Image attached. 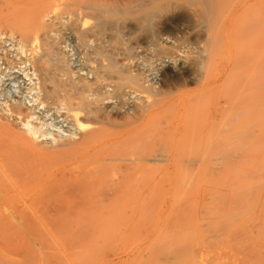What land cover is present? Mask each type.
<instances>
[{"label": "rangeland", "instance_id": "obj_1", "mask_svg": "<svg viewBox=\"0 0 264 264\" xmlns=\"http://www.w3.org/2000/svg\"><path fill=\"white\" fill-rule=\"evenodd\" d=\"M126 1L124 0V3ZM134 2L137 1L134 0ZM117 3L122 5L123 0L120 2L118 0ZM165 5L166 9L153 19L152 26L142 24L144 28L139 26L135 20V22L127 21V25L131 26V30L128 32L123 28L127 25L121 26L122 22L119 21L116 26L114 25L115 30L112 31L113 26H111L109 31L112 32L108 33L109 31H107V34H104V38L110 36L107 38L108 40L102 39V43L105 44L102 46L104 45L106 51L113 52L114 59L118 64L128 62L125 59L124 47L131 45L134 59L130 61V65L145 71H148L150 67L157 69L156 82L165 94L158 98L151 90H146L139 93L138 103L154 104L155 101H158L157 99H160L162 104L159 107L162 108L153 111L151 116L156 114L153 119L149 117L143 122H135L137 127L134 125L133 130L131 129L133 126L128 127L123 133L127 134L129 130L131 132L128 136L126 135L125 140L122 135L118 136H122L123 139L122 137L118 138L117 135L114 139L112 136L111 140L123 145L124 150L121 146L117 147L121 148V152L127 154V157L121 156L123 153L120 152L121 155L116 154L118 149L112 145L116 146L117 144L114 141L111 144L110 140L107 142L110 136L101 133V140L104 142L105 139V142L110 143L104 142L105 147L110 145L107 148L99 146V143L103 144L100 140L96 144L100 148L97 153L102 152L106 158L104 160L102 154H100V158H97L98 161L99 159L104 160H100L102 164H105H103L104 166L100 164L101 162L97 163L94 156H91L92 159L89 156V160L86 155L91 151L89 152V147L86 146V150L82 148L85 153L81 151V155L78 154L79 156L77 155L76 158L74 156H60L61 158L57 156L60 161L61 159L65 161H62L61 164L57 160L61 167L56 164V168L60 167L62 170L54 168L56 171L58 170L54 171V174L53 170L50 171L51 174L47 172V166H51L55 160V158H50L51 161H48L50 164L47 162L48 165H46L47 171L46 168H42V170L44 169L42 174L40 168V176L38 175L40 179L38 177L35 179V176L39 174L35 170L34 172L37 174L34 176L33 172L35 180L32 178L34 181H31V184L28 182L30 186L26 182L27 180L23 179L28 186L25 185L24 189L22 187V191L19 187L21 184L16 188H10V190L6 188L10 194L8 197L5 188L1 189L0 195L3 193L6 197L1 195L0 207H7L10 206V203H14L11 206H15L18 213L24 209L23 212L26 210L31 219H27L25 216L20 219V216L14 220L13 217L12 220L11 217L5 220V217H1L0 264H264V0H166ZM91 22L90 20L89 23ZM117 27L119 29L121 27L120 31L122 30L123 33L118 31ZM163 27L170 29V32H163V38L176 37L178 39L179 37L177 41L179 55L176 56V53L172 54V57L170 55H155L154 51L157 48H155L154 37ZM120 34L123 37L119 42ZM65 35L60 37L59 50L65 55L64 58L68 60L71 68L77 71V69L85 67V58L81 56L82 48H78L80 45L77 44L74 36H69L72 35L71 33L67 32ZM114 36L117 39H113ZM9 44L7 49L11 48L10 52L14 50V55L15 48L10 41L7 45ZM93 44L89 42L88 46L93 47ZM166 44L170 45L167 41ZM183 51L184 53H182ZM162 58L168 62L164 66H158L159 59ZM148 60L150 62H146ZM8 70L9 72L4 70V74L0 75V103L18 101L25 105L27 103L28 106L34 103L33 106H35L37 103L34 101L37 93L34 90L36 95L31 92L34 82L29 84L25 75V73L29 74V71L24 73L22 69L20 71L19 67ZM172 76H179L180 81L176 86H173L171 82ZM4 90L7 93H4ZM133 104L137 105V102ZM108 105L112 106V104ZM37 109L35 117L39 118V123L44 124L43 126L40 124L43 127L42 130H46V132L48 130V137L54 136L53 138L45 136L47 141H54L57 136L54 134H58L57 138L59 136L69 137L72 128L71 124L63 120L61 116L64 111L48 110V112L45 107ZM141 127L142 129H139ZM146 127L153 129L149 128L147 134L146 129L148 128ZM57 130L60 132L58 133ZM137 131L140 132L137 133ZM155 132L158 134H154ZM140 134L142 135L140 136ZM152 134L155 135V138ZM106 135L107 137H105ZM138 136L142 142H139ZM146 137L148 138L146 139ZM130 138H132L131 141ZM135 139L137 144L134 145L139 146L138 148L133 145ZM146 142H149L148 145H145ZM127 146H134L138 152L135 150L132 152L131 150L134 148ZM101 148L104 149V152ZM97 153L96 157H98ZM137 153L138 158L135 155ZM108 155H111L109 159H107ZM68 157L70 162L66 160ZM84 158L86 163L88 162L86 166L91 168L87 169L85 165L80 166L81 161L84 162ZM142 159L143 163L140 162ZM126 160L130 162L127 161V163ZM76 161H79L80 165ZM138 162L140 163L139 169L136 167ZM131 163L136 165V170ZM77 165L83 171L82 174L77 175V178H68L62 175L64 173L59 174L61 171L63 172V169H65V173L70 172L66 170L73 171ZM52 166L54 167L53 164ZM102 166L103 168L100 170L99 168ZM126 169L130 171V177L129 179L121 177L124 179L122 180L124 182L122 191L125 194L129 193L132 197L131 205H126L122 200L112 205L108 201L109 205L106 200L110 198L108 193L113 187L112 185L116 184L117 175L122 174ZM77 170H79L78 167L75 172ZM88 170H90L89 173L86 172ZM161 170L163 171L161 172ZM100 171H103L101 172L103 174ZM45 172L49 173L47 175L49 179ZM159 173L162 177L158 175ZM56 174L61 176V180L58 181L56 178L52 181L50 177L55 178ZM58 175L56 177H59ZM85 175L89 180L83 178ZM28 176H24V178L27 179ZM31 177H29L30 180H32ZM65 177L68 180L71 179L68 185L69 189L71 185L73 188L71 187L70 192L76 189L72 196L67 193L69 189L67 190L66 186L62 187L67 180ZM80 177L83 178L81 181L84 183L80 181ZM37 180L42 185L39 184L38 187L33 185ZM43 180H45V185L42 183ZM50 180L56 184L53 185ZM77 180L81 182L80 186H78ZM143 180L145 181L142 183ZM21 182L24 184L22 180ZM46 182H49L53 188L51 189ZM158 184L159 187H156ZM43 185L50 189L46 187L48 191H45ZM88 185L91 194L89 191L87 192ZM153 185L154 187H151ZM60 186L65 189L62 190ZM27 187L26 190L29 192L25 190ZM57 188L60 189V193ZM78 188L83 192V195L84 192L85 195L89 193L88 198L87 195H84L86 197L84 200V197L78 193L81 191L77 192ZM40 190L44 194H39ZM12 191L13 193H11ZM123 192L122 195H125ZM65 193L72 197V201H69L71 198L70 196L67 198ZM60 194L65 197H61ZM104 194L106 197L103 198ZM22 195L24 196L22 197ZM45 195L49 200L45 199ZM57 195L60 196L58 197L60 201ZM77 196L81 199L83 197L84 204L90 202V205L88 203L83 208V204L76 203L83 202ZM94 196L98 198H94ZM34 197L37 198L35 201ZM152 197L154 198L152 199ZM102 198L104 201L106 200L105 203L101 200ZM62 200L68 201L65 203H68L66 209L69 212L77 211L81 217H84L85 214V221L81 218L63 221H51L45 217L37 219L36 215H41L42 210L44 214L52 212L54 210L52 207H56V202L59 204L63 202ZM47 201L49 202L48 208L52 205L50 209L46 208ZM46 202L47 204H45ZM70 202L76 203L75 207L80 204L82 209L75 208ZM54 203L55 206H53ZM104 204H107L108 208L103 209L106 206ZM113 205L115 207H111V209L110 206ZM88 208H90L91 214H86ZM78 209L87 210L85 213L83 210L82 215L79 214L81 210ZM9 210L6 213L13 211ZM101 210L103 214L108 212L109 215L113 214L112 217L95 218L94 220L93 214L102 213ZM88 214L90 217L92 216V220H86ZM114 214L118 216H116L117 219ZM32 216H36V219Z\"/></svg>", "mask_w": 264, "mask_h": 264}, {"label": "bare ground", "instance_id": "obj_2", "mask_svg": "<svg viewBox=\"0 0 264 264\" xmlns=\"http://www.w3.org/2000/svg\"><path fill=\"white\" fill-rule=\"evenodd\" d=\"M117 1L118 0H0V75L4 72V70H7L9 72L8 69L12 70L13 67H19L20 71L22 69V72H24V73H25V71H29V74L25 73V75L29 80V84L34 82L33 86L31 87V90H32L31 92L34 93V91H36L35 93H37L36 100L34 101L37 103L35 106H33L34 103L33 104L30 103L32 105L28 106L27 103L25 105V104H22L18 101H16V102L15 101H10V102H4L3 101V103H0V190L4 189V188H5L4 189L5 191H6V188H9V190H10V188L11 189L16 188L17 186H19L21 184L19 187H21V191H22L24 189L25 185L28 186V184L31 181H34L35 179L39 178L38 175L40 176V172H41L40 168H41V170H42V168H46V165H48L47 162L49 160L51 161L52 158H55L54 162H52L54 167L51 164V166L50 165H49V167L47 166L48 171H47V168L45 170L47 172H50L53 170L52 171V173H53L54 171H56L55 169L59 170V168L61 167V165H59L58 163L60 162L62 164V161H65L63 159H61V161H60V159H59V158H61L60 156H74V158H76V156L78 154L81 155V153H80L81 151L83 153H85V150L87 148L86 146H88L90 149V150L88 149V151L89 152L91 151L90 154L86 151V154L88 153L86 156L87 157L94 156L97 163L101 162L100 160H102V159H99V161H98L97 158H100L99 156H100V154H102V152H100V154L97 153L100 148H98V145H96L98 140H100L103 144L105 142V139H104V142L101 140L102 139L100 137L101 133L108 134L111 137V138L109 137V139L107 141V142H109V140H110L111 144L114 141V140H111L112 136L115 139V137H117L118 135H122L124 137V139L122 136H120V137L118 136V138L122 137V139L125 140L127 138L128 134L131 132L129 130V133H127V134L123 133V132H126L128 127L131 128L133 126V128H131L133 130L135 128L134 127V125L136 124L135 122H138V121L143 122L147 118H149V117L151 118L152 117L151 114L154 113L153 111L158 110V108H159V110L162 108V107L161 108L159 107L162 104V100H160V99H157L158 101H155L154 104L153 103L149 104V102H139L138 103V101H139L138 95H139V93H141L143 91L151 90L155 94V96H157L158 98L165 94L160 89V87H158V83L156 82V76H157V72H158L157 69L155 67L154 68L150 67V69L148 71H145L142 68H141L142 70L138 69V68L136 69L132 65H130L131 64L130 61H132L134 59V53H133L131 45L124 47L125 48V50H124L125 59L128 62L125 64H118L117 60L114 59V56L112 54L113 52H111V51L109 52V51H106V49H104L105 44L102 43V39L105 36L104 34L110 30L111 26H113V28H111L112 31L115 30L114 25L116 26V24H118L117 22H119V21L122 22V23L120 22L122 25L119 24L121 26H123L124 24L127 25L128 24L127 21L130 22V21H134V20L138 23L139 26L140 25L142 27L147 26V25L149 27H150V25L152 26L153 19L155 17L157 18V16L162 11H164L166 9V5H165L166 0H136L137 2H134V0L133 1L127 0L125 3L123 0L122 5H121V3L120 4L117 3ZM119 2H120V0H119ZM90 20L92 21L91 23H89ZM142 24H145V25L143 26ZM123 28L128 30V32L131 30V26H129V25H127ZM120 29H121V27H120ZM120 29L118 31H120ZM169 30H170L169 28L163 27L162 30H160L155 35V37H154L156 40L155 41V46H156L155 48H157V49H155V51L153 50L154 53H156L155 55H160V56H162V55L163 56H165V55L169 56L170 55L171 57H172V54L175 55L174 53H176V56L179 55L180 50L178 49V46H177L178 45L177 41H178L179 37L177 39L176 37H165V38H163V36H162L163 32H166ZM112 31H109L108 33L112 32ZM67 32L72 34L69 36L75 37V39L77 40V44L80 45V46H78V48L79 47L82 48V49L81 48L80 49L82 50L81 52H83V53H81L82 55L81 54L80 55L83 56L82 58H85L84 59L85 67L83 66L80 69H77V71H74L75 69L73 70L71 68L70 64L68 63V60L64 58L65 55H63L59 50V46H61L60 45V37L62 35L64 36L65 34H67ZM120 32L123 33L122 30ZM121 35L122 34H120V36ZM117 36L119 37V34H117ZM65 37H66V35H65ZM108 37H110V36H108ZM122 37L123 36H121L120 39L118 38V41L119 40L121 41ZM107 38H104V39H107ZM114 38H116V36H114L113 39ZM126 39L128 40V38H126ZM9 41L12 43L11 45L15 48L14 55H13L14 50L12 52H10L12 49L11 48H9V50L7 49L8 46H10V44L7 45V43H9ZM166 41L170 45L166 44ZM89 42L94 43L93 44L94 46L93 47L88 46ZM102 44H104V45L102 46ZM132 46H133V44H132ZM76 48H77V46H76ZM62 50H63V48H62ZM182 53H184V51ZM152 57H153V55H152ZM136 60H137V58H136ZM149 60L146 62H150ZM165 60L163 58L159 59V63L157 62L158 66H164L165 63L168 62ZM84 62H82V64ZM141 62H143V61H141ZM143 63H145V62H143ZM11 70H10V72H11ZM8 75H9V73H8ZM159 76H160V74H159ZM170 79H171V82L173 83V86L174 85L176 86L180 81L179 76L178 77L172 76ZM16 80H17V78H16ZM29 87L30 86H28V88ZM4 93H7V92L5 91ZM35 93H34V95H36ZM4 98H6V97H4ZM31 100H32V98H31ZM6 101H8V100L6 99ZM134 102H137V105H134L133 104ZM107 104H112V106L111 105H110L111 107L109 105L107 106ZM38 107L39 108L45 107V108H47V111L48 110L49 111L50 110H52V111L53 110H55V111L61 110L62 112L64 111L63 114H61V116L63 117V120L68 121L69 124H71V128H72L71 129L72 133L68 132V133H70L69 137L64 136L65 138L64 137L62 138L59 136V138H57L58 134H54V135H57L56 139L54 141H47L46 138L48 137V134H49L48 130H47V132H46V130L43 131L42 126L44 124L42 125L41 123H39V118L35 117L36 116V109ZM155 115H153V117H155ZM153 117H152V119H153ZM45 120H46V118H45ZM52 123H54V122L52 121ZM48 125L49 124H47V126ZM49 128H51V127H49ZM146 128H148V127H146ZM149 128L151 129V127H149ZM149 128L146 129L147 134L149 133L148 132V130H150ZM139 129H142V127ZM139 129H136V130H139ZM161 130H160V133H161ZM141 131H143V130H141ZM156 131H157V129H156ZM57 132H58V130H57ZM139 132L137 131V133H139ZM68 133H66V136H68ZM154 134H158V133L155 132ZM154 134H152V135L155 138ZM132 135H133V133H132ZM141 135L142 134H140V136ZM45 136H47V137H45ZM157 136H160V135H157ZM50 137H48V138H50ZM53 137H51V138H53ZM105 137H107V135ZM147 138L148 137H146V139ZM128 139H129V137H128ZM131 139L132 138H130V141H131ZM139 139L140 138L138 136V140ZM158 139H160V138L158 137ZM107 142H105V143H107ZM139 142H142V140H139ZM115 143L117 145L115 146V144H114L112 146H114L115 148L118 149V147L121 146V145H119L120 142H115ZM148 143L145 145H148ZM103 144L99 143V146L102 145V146H104V148H107L110 146V145L109 146L107 145V147H105L106 144H104V145ZM107 144H110V143H107ZM134 144H137L136 139H135V142L133 143V145ZM134 146L136 147L137 145H134ZM134 146L133 147L129 146V147L134 148ZM114 147H111V148H114ZM122 147H123V145L121 146V148ZM127 147H126V149L129 148V147L128 148ZM138 147H136V148H138ZM82 148H84L85 150H82ZM121 148L118 149V153H116V154L121 155L120 153H123L121 156L125 155L124 157H127L128 156L127 154H125L124 152H121L122 150H124L123 149L124 147L122 148V150H121ZM136 148L132 149L131 151L133 152ZM145 148H144V150H145ZM101 150L103 151L104 149L101 148ZM137 150H135V151H137ZM96 153L98 154L97 155L98 157L95 156ZM116 154H114V155L117 156ZM140 154H142V153H140ZM135 155H137L136 157L138 158V153ZM57 156H59V158ZM102 156H103V154H102ZM110 156L108 155L107 159H109ZM132 156L134 157V154ZM90 157H89V160H90ZM124 157H123V159H124ZM92 158L93 157H91V159ZM141 158H142V156H141ZM147 158H149V157H147ZM80 159H82V158H80ZM57 160L59 162H57ZM66 160H68L70 162L69 157ZM83 160H84L85 164L83 161H81V163L79 161H76V162H77V164L79 162L81 165L80 164H78V165H80L81 167H82V165L86 166V164L88 162L86 163L85 158ZM104 160H106V158ZM104 160H102V161H104ZM111 160H112V158H111ZM134 160H135V158H134ZM136 160L139 161L138 159H136ZM127 161L128 160H126V162ZM142 161H143V159L140 162H142ZM160 161H158V162H160ZM128 162H130V161H128ZM48 163L50 164V162H48ZM111 163H113V162H111ZM144 163H146V162H144ZM56 164H57V166L59 165L60 167L56 168L57 167ZM100 164L103 165L104 163L102 164V162H101ZM108 164H109V166H112V165H110V163H107V165ZM133 164L131 163L132 167L135 168V170L137 169L136 167H138V169H139V167H140L139 162H138V164H136L138 166L135 165L136 167ZM37 165L39 166L38 167L39 169L37 168ZM66 165H68V164H66ZM78 165L76 167L73 166V167H75V170L77 167L79 168V170H77V172H75V170L71 171V169H70V170H66V171H70V172L65 173L64 172L65 169H63V172L61 171L59 174L64 173L62 175L66 176L68 178L69 177L77 178V175H80L83 172V171H81L82 168H80ZM90 166H91V164H90ZM103 166L100 167L99 169L101 170V168H103ZM52 167H53V169H52ZM62 167L64 168L63 165H62ZM93 167L95 168V166H92V168ZM89 168H91V167H89ZM89 168L87 167V169H89ZM72 169H74V168H72ZM96 169H97V171H99V169L97 167H96ZM106 169H108V168H106ZM34 170L36 172L40 171L39 174L34 172ZM90 170H92V169H90ZM90 170H88L86 172L89 173ZM147 170H148V168H147ZM163 170H164V165H163ZM163 170H161V172ZM43 171H44V169L41 172L42 174H43ZM101 172H103V171H100V173ZM104 173H105V170H104ZM129 173H130V171L128 169H126L125 171H123L122 174L117 175L116 184L112 183L113 187L111 188V190L108 193L110 198H107V199L105 198L107 200V202L108 201L111 202V205L115 204V203H119L120 200L124 201V203L126 205H131L132 197L129 195V193L125 194L122 191V187L124 185V182L122 180H124V179L121 178V177H124L126 179H129V177H130ZM33 174H34V176L37 174L35 176L36 177L35 179L33 178ZM45 174H46V177H47V175H49V173L47 174L46 172H45ZM50 174H51V172H50ZM101 174H103V173H101ZM28 175H30V176H28ZM56 175H58V174H56ZM56 175H55V178L50 177V179L52 181L56 178L58 181L61 180V176L58 175L60 177V179H58L59 177H56ZM158 175H160V173ZM24 176H28L27 179H25ZM94 176H95V174H94ZM94 176H93V178H94ZM107 176H109V174H107ZM147 176H148V174H147ZM29 177H31V179L33 178L34 180L33 179L30 180ZM66 177H65V179H67ZM82 177H80L81 179L79 178L80 181L83 180V178L84 179L87 178L86 175H85V177H83V178ZM47 178L49 179V177H47ZM23 179L27 180L26 182L27 183L29 182V183L25 184ZM21 180L24 182V184H22ZM62 180H63V178H62ZM52 181H51V183H53ZM69 181H71V179L65 180L66 183H64V184L63 183H60V184H63L62 187L66 186V189L68 190L69 189V185H68ZM72 181H73V179H72ZM80 181H78V186H80L79 183L82 182V181L81 182ZM144 181L145 180H143L142 183ZM159 181H161V179H159ZM35 182H36L35 184H33V182H32V184L35 186L40 184V183H38L39 180H37ZM105 182H106V180H105ZM152 182H153V180H152ZM156 182L157 181L155 180V183ZM42 183L44 184L45 180H43ZM82 183H84V182H82ZM30 184H29V186H30ZM47 184L49 185V182ZM55 184L53 183V185H55ZM96 184H98V183H96ZM152 184H154V183H152ZM22 185H24V186H22ZM40 185H42V184H40ZM76 185H74V186L77 187ZM93 185H94V183H93ZM67 186H68V188H67ZM157 186L159 187V184L156 185V187ZM22 187H23V189H22ZM44 187L43 188L45 189V191L47 190V188L48 189L53 188L50 185H49L50 188L47 186H44ZM60 187H58V188H60ZM71 187L73 188V185L70 186V189H72ZM85 187H86V185H85ZM88 187H89V185H88ZM131 187H133V186H131ZM151 187H154V185ZM39 188H41V187H39ZM91 188H92V186H91ZM95 188H96V186H95ZM26 189H28V187L25 188V190ZM34 189L39 190L37 188H34ZM34 189H33V191H34ZM44 189H43V191H44ZM64 189H65V187L62 188V190H64ZM70 189H69V192H70ZM132 189H134V188H132ZM74 190H76V189H74ZM74 190L70 193L67 191V193L71 194V196H72V193L74 192ZM79 190L80 189L78 188L77 192ZM90 190L91 189L89 187L87 189V192L89 191V193H90ZM127 190H128V186H127ZM26 191L29 192L28 190H26ZM59 191H60V189H58V193H60ZM134 191H135V189H134ZM41 192H42V190H40L39 194H41V195L44 194ZM122 192L125 195H122ZM5 193L8 194V191H6ZM9 193H10V191H9ZM11 193H13V191ZM34 193H35V191H34ZM37 193H38V191H37ZM78 193H80V195H82L83 197L85 195V192L83 195L82 191L78 192ZM97 193H98V191H97ZM31 194H29V195H31ZM63 194H64V192H63ZM68 194L65 193L67 198H69V196H70V195L68 196ZM88 194L86 193L87 198H88ZM1 195H2V197H6V196L9 197L10 194L4 196L2 193ZM1 195H0V197H1ZM46 195H45V199L47 197ZM65 195L64 196L61 195V197H65ZM92 195H90V196L92 197ZM100 195H101V193H100ZM13 196H14V194H13ZM23 196L24 195H22V197ZM71 196H70L71 200H69V201H72ZM104 196H105V194L103 195V198H104ZM58 197H60V196L57 195V198ZM83 197H82V199L80 197H78V199L80 198L81 200H83ZM95 197H97V196H94V198ZM35 198L36 197L33 198L34 201L37 199V198L36 199ZM67 198H65V199H67ZM85 198L86 197H84V200H85ZM99 198H100V196H99ZM103 198L101 200H103V202L105 203L106 200L104 201ZM148 198L150 199V197H148ZM153 198L154 197H152V199ZM6 199H8V198H6ZM11 199H14V198L11 197ZM11 199H8V200H11ZM17 199H19V198H17ZM46 200H49V199H46ZM58 200H59V198H58ZM84 200L82 203L79 200H78L79 202H76L74 200H73V202L83 204L82 207L84 205H88V203L90 205V202H86L87 204H84V202H85ZM92 200H91V202H92ZM38 201L40 202V200H38ZM55 201H56V199H55ZM47 202L45 204H47ZM65 202H68V201H63L59 204L56 202V207H52V205L50 203L52 209L54 208V210L52 212L49 210L50 212L48 211L49 213H46V214H44V211L42 210L43 215L42 214L36 215L37 219L39 217H45V219H51V221L52 220H62L63 221L66 219L67 220L68 219L78 220L79 218H81V219H84L83 221H85V218H84L85 214L84 215L82 214V211L84 209L81 210L82 208H81L80 204H79L80 207H78L79 205H77V207H75L76 203L70 202V203H72L71 205L75 204L74 205L75 208H81L80 209L81 211L78 209L81 212L79 214H82L84 217H81L80 215H78L77 211L75 213H73V211L69 212L68 209H66L68 203H65ZM3 203H6V202L3 201ZM155 203H157V202H155ZM13 204L10 203V206ZM38 204H40V203H38ZM143 204H145V203H143ZM152 204H154V203H152ZM152 204H150V205H152ZM109 205H110V203H109ZM10 206H7V207L4 206L3 208H1L2 206L0 207V219H1V217H5L4 219L6 220V218L11 217V220H12V217H13V220H14V219H17V217L20 218V216H21L20 219H22V216H25L27 219L28 218L31 219V217L29 216V214L27 213L26 210H25V212H23L24 211V209H23V211L21 213H18L17 208H15V206L14 207L11 206V208H8ZM48 206H49V202H48V205L46 208L50 209L51 207L48 208ZM53 206H55V203L53 204ZM104 206L105 207L103 209H105L106 207L108 208L107 204H104ZM118 206H120V205H118ZM74 207H72V209ZM88 207H90V206H88ZM97 207H98V205H97ZM111 207H115V206L113 205V206H110V208ZM75 208H74V210H75ZM90 208H88L89 212L86 211L87 210L86 209V210H84L83 213H85V211H86V214L87 213L91 214L90 213L91 211L89 210ZM99 208H100V206H99ZM128 208H130V207L128 206ZM128 208H126V209L128 210ZM150 208H151V206H150ZM9 209H11L13 211H11V213L10 212L6 213V211L7 212L10 211ZM113 210H114V208H113ZM96 211H98L97 208H96ZM93 213H95V212L93 211ZM108 213L103 214V211H102V213H97L96 215L93 214V218L95 220V218L96 219H103V218L112 217L111 215H113V214L109 215ZM19 214H21V215H19ZM89 214L87 215L86 220L87 219L88 220L93 219V218H91L92 216L91 217L89 216ZM31 215H32V213H31ZM114 216H115V214H114ZM35 217L32 216V218L36 219ZM117 217H116V219H117ZM119 217H121V216H119ZM142 219H143V217H142Z\"/></svg>", "mask_w": 264, "mask_h": 264}]
</instances>
